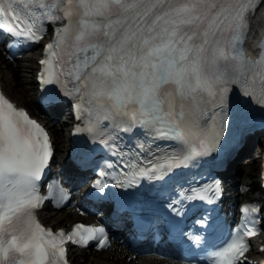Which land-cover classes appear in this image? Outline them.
Listing matches in <instances>:
<instances>
[{
  "label": "snow or ice",
  "instance_id": "obj_1",
  "mask_svg": "<svg viewBox=\"0 0 264 264\" xmlns=\"http://www.w3.org/2000/svg\"><path fill=\"white\" fill-rule=\"evenodd\" d=\"M260 7L264 0H0V38L9 49L39 43L54 25L39 61L41 99H71L85 121L76 132L110 149L114 159L91 185L103 196L109 184L127 193L216 159L231 129L234 89L243 106L264 111V47L256 59L244 51ZM48 85L58 86L56 94ZM125 136L135 143L121 148ZM52 157L44 127L0 93V264H68V242H95L98 250L110 244L102 226L77 223L65 232L38 222ZM221 194L215 179L181 186L165 207L182 217L188 204H214ZM241 212L208 264H250L248 238L259 233L264 208L244 205ZM186 239L195 247L205 242L199 234Z\"/></svg>",
  "mask_w": 264,
  "mask_h": 264
},
{
  "label": "bare ground",
  "instance_id": "obj_2",
  "mask_svg": "<svg viewBox=\"0 0 264 264\" xmlns=\"http://www.w3.org/2000/svg\"><path fill=\"white\" fill-rule=\"evenodd\" d=\"M259 21L256 23V28H260L264 26V11L259 15ZM3 64H7L4 56L0 51V66ZM35 60L31 55L25 57L17 61L16 68L7 64V69L5 71L0 70V81L4 87V90L11 96V98L16 101L20 106L27 107L33 113L35 108L34 99L30 97L31 92L34 90V78L32 75V69L34 68ZM56 143L58 144V154L61 156L62 144L60 140L56 136V132L54 133ZM257 165V166H256ZM258 172V164L255 162L250 164L247 168L243 169V173L250 180H245V183L250 185V190H254L255 185V177ZM255 195L257 192H252ZM54 221H64L63 212L55 215ZM66 219L71 218L70 215L65 217ZM67 219V220H68ZM51 221L50 219H48ZM260 256H264V253ZM82 258H85L86 262L83 264H135L136 259H128L127 257H122L115 251H106L103 254L95 255V254H87L84 253ZM79 261V259H78ZM76 260V264L78 263ZM80 264V263H78ZM137 264H164L155 262V257L152 255L145 256L138 259ZM166 264H172L170 261H167Z\"/></svg>",
  "mask_w": 264,
  "mask_h": 264
}]
</instances>
